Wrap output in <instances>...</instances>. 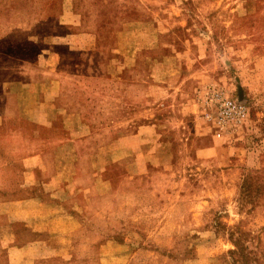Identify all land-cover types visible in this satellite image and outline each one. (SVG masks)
I'll use <instances>...</instances> for the list:
<instances>
[{
  "label": "rangeland",
  "instance_id": "rangeland-1",
  "mask_svg": "<svg viewBox=\"0 0 264 264\" xmlns=\"http://www.w3.org/2000/svg\"><path fill=\"white\" fill-rule=\"evenodd\" d=\"M0 16V79L37 56L40 33L68 51L77 175L106 180L103 200L74 208V243L26 246L49 198L3 164L41 145L2 120L0 264H264V0H0ZM213 85L247 107L220 134L198 100Z\"/></svg>",
  "mask_w": 264,
  "mask_h": 264
},
{
  "label": "crops",
  "instance_id": "crops-1",
  "mask_svg": "<svg viewBox=\"0 0 264 264\" xmlns=\"http://www.w3.org/2000/svg\"><path fill=\"white\" fill-rule=\"evenodd\" d=\"M2 18L0 16V24L5 27L7 21ZM39 35L43 38L38 39V35L32 38L28 34L22 41L23 44L31 38L38 41L37 56H15V59L20 60L12 66L16 72L12 77H8V74L0 79V103L3 104L0 108V123L3 120L31 124L34 127L31 131L14 128L9 133L28 136V148L29 144L41 147H35L18 160L3 165L11 166L14 161H18L29 176L35 177L37 186L42 187L31 197L39 200L46 196L49 198L39 201L35 220L23 227L25 233L31 236L24 240V244L56 246L63 241L71 245L82 230L74 208L87 210L95 200H103V191H99L98 187L104 186L106 180L102 176L79 178L77 175L76 145L77 141H82L77 135L81 132L79 100L64 93L63 84V74H68L65 70L68 65L63 59L69 53L57 48L58 41L53 32ZM43 44L45 48L41 49ZM0 53L7 56L11 52L8 47H3ZM8 69L7 66L0 67V71ZM41 130L50 137L40 138ZM57 134L64 137L59 139Z\"/></svg>",
  "mask_w": 264,
  "mask_h": 264
},
{
  "label": "built area",
  "instance_id": "built-area-1",
  "mask_svg": "<svg viewBox=\"0 0 264 264\" xmlns=\"http://www.w3.org/2000/svg\"><path fill=\"white\" fill-rule=\"evenodd\" d=\"M198 100L206 118L212 121L218 134L240 124L247 114L244 101L218 86L204 87L200 91Z\"/></svg>",
  "mask_w": 264,
  "mask_h": 264
},
{
  "label": "water",
  "instance_id": "water-1",
  "mask_svg": "<svg viewBox=\"0 0 264 264\" xmlns=\"http://www.w3.org/2000/svg\"><path fill=\"white\" fill-rule=\"evenodd\" d=\"M239 100H242L240 97H238Z\"/></svg>",
  "mask_w": 264,
  "mask_h": 264
}]
</instances>
